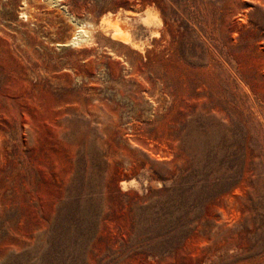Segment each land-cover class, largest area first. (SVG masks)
Returning a JSON list of instances; mask_svg holds the SVG:
<instances>
[{
  "label": "rangeland",
  "instance_id": "1",
  "mask_svg": "<svg viewBox=\"0 0 264 264\" xmlns=\"http://www.w3.org/2000/svg\"><path fill=\"white\" fill-rule=\"evenodd\" d=\"M0 264H264V0H0Z\"/></svg>",
  "mask_w": 264,
  "mask_h": 264
},
{
  "label": "bare ground",
  "instance_id": "2",
  "mask_svg": "<svg viewBox=\"0 0 264 264\" xmlns=\"http://www.w3.org/2000/svg\"><path fill=\"white\" fill-rule=\"evenodd\" d=\"M24 16V13H22ZM154 22L159 24L158 13L153 8H147L143 16L133 11L119 10L115 13L107 12L101 16L98 23L88 24L72 21L73 30L65 45L81 46L94 41V35L99 32L109 40L110 43L122 49H130L142 52L148 44V40L158 35ZM144 29L148 38L140 40L137 38L139 30ZM126 183H122L125 187Z\"/></svg>",
  "mask_w": 264,
  "mask_h": 264
}]
</instances>
